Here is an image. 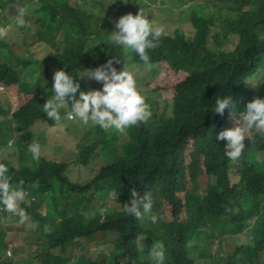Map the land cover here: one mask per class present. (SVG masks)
<instances>
[{"label": "trees", "instance_id": "1", "mask_svg": "<svg viewBox=\"0 0 264 264\" xmlns=\"http://www.w3.org/2000/svg\"><path fill=\"white\" fill-rule=\"evenodd\" d=\"M38 1L39 6L34 3L26 8L37 27L34 34V25L23 27L8 20L27 0H0V26L11 21L27 36L32 34V40L50 47L49 63L41 71L46 92L51 94L55 70L64 68L75 76L113 56L121 60L114 63L117 71L124 65L131 72L153 74L154 81L149 82L151 91L138 89L151 112L146 121L121 135L98 125L85 128L80 141L74 140L75 161L53 162L41 152L37 165H24L23 161L32 159L26 146L36 142V122L58 127L42 110L45 99L38 95L40 81L29 88L20 79L17 66L31 61L24 58L19 45L0 39V88L15 105L11 119L0 121V149L14 140L21 152L17 168H10L13 181L26 193L27 203L20 204L29 216L24 227L39 219L42 231L39 251L20 264L35 260L39 264H153L149 250L157 241L164 245V264H264V132L250 130L251 140L246 136L245 149L235 160L225 156V141L215 138L217 132L242 123L248 101L264 98V0H203V7L214 15L190 12L195 28L190 38L161 32L158 45L146 50L153 65L148 72L136 53L109 44L107 37L114 29L112 5L96 0L95 6L102 10L96 13L87 8V0ZM230 35H236L238 42L226 51L222 46ZM86 83L80 79L81 89ZM219 94L232 96L231 112L220 115L209 109ZM149 95L162 99L166 114L162 104ZM59 111L63 130H71L65 121L73 119L65 117L64 107ZM118 136H124L125 142L119 144ZM110 142L117 145L113 153L105 151L108 164L99 165L86 185L65 173L71 166L90 169L96 150H105ZM133 188L151 193L150 214L157 215L156 223L147 216L136 219L124 212ZM43 203L49 206L47 215L40 218L37 208ZM4 220L13 226L18 217L6 210L0 213V264L10 249L4 237L11 226L3 224ZM111 232L117 235L110 248ZM139 236L147 249H141ZM224 238L234 241V252H227L229 257L222 248L211 253L214 241ZM191 240L195 242L190 244ZM69 246L84 249L80 255L72 251L71 255ZM90 251L99 257L86 256Z\"/></svg>", "mask_w": 264, "mask_h": 264}, {"label": "clouds", "instance_id": "2", "mask_svg": "<svg viewBox=\"0 0 264 264\" xmlns=\"http://www.w3.org/2000/svg\"><path fill=\"white\" fill-rule=\"evenodd\" d=\"M127 2L128 0H121V3ZM18 9L17 23L27 27L24 10ZM146 15L147 13L141 9L134 15L132 13L121 15L115 20L114 29L109 31L110 34L107 37L110 45L136 53L143 62L144 72L150 71L153 67L146 50L158 45L162 32L161 27L147 19ZM7 31V26H0V39L6 37ZM120 62V59L117 60L113 56L94 68H85L77 72L75 76L70 74V71L66 72L64 68L55 70L52 76L51 96H48L42 104L44 114L54 121V127L63 130L59 110L65 105L69 106V103V119H76L83 125H98L103 130L123 133L126 128L146 121L151 116V112L145 103L144 95L137 88V81L144 73L134 75L124 65L121 70L117 71L114 63ZM81 78L94 80L100 83L101 87L82 91L80 90ZM44 83L45 81L42 80L40 86L43 87ZM232 108V96L219 94L209 109L213 113L223 115L225 110L231 112ZM240 119L241 124L219 131L215 136L217 141L221 139L225 141L224 154L232 160L239 158L245 149V139L250 130L264 132V98L255 97L248 101ZM247 138L251 140L250 136ZM26 150L31 158L36 160L40 156L41 145L33 141L27 144ZM25 196L24 189L13 181L9 167L0 163V206L17 216L18 223L21 224L29 219L25 209L20 207L21 202L27 203ZM151 208V193L140 192L133 188L130 191L128 202L124 205V212L136 219L141 218L142 215L147 216L148 220L156 223L158 217L150 214ZM32 227H35V224ZM149 256L153 264H164L163 243L157 241L152 244Z\"/></svg>", "mask_w": 264, "mask_h": 264}, {"label": "rangeland", "instance_id": "3", "mask_svg": "<svg viewBox=\"0 0 264 264\" xmlns=\"http://www.w3.org/2000/svg\"><path fill=\"white\" fill-rule=\"evenodd\" d=\"M60 1V0H59ZM72 1V0H70ZM88 3L86 4L87 8H90L94 10L96 13L102 12V10H98V8L95 6L96 0H87ZM103 1V0H102ZM106 4L112 5L111 11L113 12L111 21L115 22L116 19H118L121 15L132 13L133 15L136 14V12L141 9L142 11L146 12V18L149 20H152V22L161 27L162 32H165V34L171 35L174 33H178L183 35L186 38H190L195 33V28L193 25H191V22L189 20L190 12L195 11L198 15L201 11L205 13V15H214L213 12L207 8H204L201 4L203 0H196V3L194 1L190 0H128L127 3H121V0H104ZM36 3L38 6L40 5V2L38 0H27L26 6L23 4L22 6H19L18 8H22L24 10V19L26 20L27 24L34 25L33 17L29 12H26V8ZM14 10L13 16H8V20H11L13 22H17V14L19 13V9ZM26 10V11H25ZM105 13H100L105 15ZM39 15V13L37 14ZM36 15V16H37ZM218 15V14H217ZM216 15V16H217ZM233 15H229L227 18L233 17ZM215 20V19H213ZM11 21H8L7 25V35L6 37L2 38V40L6 44L16 43L19 45L23 50V56L26 59H29L31 63L27 66H17V63L14 62V65L17 66L18 71H20V79L22 81H26L29 84V88H32L35 86L36 80H39L40 83L42 81L43 75H41V71L45 70L46 65H48L50 56L49 51L50 47L47 44H44L43 42H36L35 40H32L30 36L34 34L37 30V27L35 26V29H32V34L29 33L27 36L25 33H23L20 28L17 26L18 29L15 28V24ZM216 22H220V20H216ZM1 25H4L2 23ZM217 29V28H216ZM238 42L236 35H230L223 43V48L226 51L233 50ZM6 49V47H4ZM125 51V50H124ZM126 53L128 51H125ZM14 59H18V55H14ZM163 69H160L162 71ZM138 71H134L133 74H137ZM153 74L150 73H144L137 81V88L144 90V91H151L149 87V82L154 81L152 79ZM163 78L167 79L166 75L162 76ZM146 83L148 84L147 87H145ZM47 86L46 83H44L43 87H38V95H41L45 100L50 97L51 94L45 91V87ZM101 87V84L94 81V80H87L86 85L84 86L82 91H88L90 89H99ZM166 94H168L166 92ZM78 95V94H77ZM22 96L25 99H30L31 97L28 95L22 94ZM150 98L153 100H156L162 104L161 108H164L165 114L167 113V107L165 104L162 103V99L155 95H149ZM70 106V103H69ZM68 105L63 106L65 108V117L68 118V114L70 112V107ZM0 108L3 110V115L0 116V121L11 119L12 112L15 110L14 102H11L10 96L6 94L1 88L0 90ZM69 119V118H68ZM65 124L68 128L71 130H61L60 128L51 129L48 128L45 122L38 121L33 126V129L35 130V140L36 142L40 143L41 141H44V144L41 146V152L46 154L47 159L50 161L55 162H63V161H75L77 158V153L73 149V145L75 144V141H80L82 135L85 133V128H89L91 130L96 125H83L78 120H66ZM88 130V131H89ZM110 134H114V130H109ZM122 133H120L121 135ZM42 136V138H39ZM106 139V138H105ZM109 140V139H108ZM126 138L124 136H118V143L122 144L125 142ZM117 145L116 142H110L109 145H106L105 150L98 149L95 152V155L92 159V165L91 168L83 167V166H71L68 169H66V172L70 179L72 181H76L81 186L86 185L90 180L94 177V173H97L99 170V165H106L108 164V154L114 152V147ZM108 154H106V152ZM21 152L17 150V146L14 144V140H11L8 142L7 147L0 149V163H3L9 167V173L13 177L14 173L13 170L10 168V165L14 168H17L18 163L21 159ZM28 162L30 165L34 164L37 165V159H27L23 161L22 163ZM234 180H237L236 178H232ZM90 195V191L88 192ZM97 194H100L98 191ZM33 198V196L28 194V199ZM31 200V199H30ZM47 203H43L37 208V215L40 218H44L47 215ZM4 209L2 206H0V213L3 214ZM39 219H34L28 227H24L25 224L21 223H15L12 225L10 221L4 220L3 224L6 226H11L6 228V234H5V241L10 244V249L6 251V254H3V263L4 264H20L21 262L31 259L34 257L36 252H38L39 249L37 243L40 239V234L42 231L40 230V227L38 226ZM1 223V222H0ZM35 224V227H32V225ZM27 228V229H26ZM117 233L111 232L108 233V238L111 240L110 248L112 246L113 239L116 238ZM140 240V246L141 249H147L148 245L145 243L144 238L142 236L138 237ZM195 240H191V243H194ZM208 246V245H207ZM234 241L232 240L230 243L229 239H221V240H215L213 245L210 246V252L214 253L219 248H222L225 257H229L230 254L227 252L233 253L235 248ZM83 246H69L67 252L71 253L74 252L75 255H80L82 253ZM72 251V252H71ZM86 256L90 258H97L99 255L96 252L90 251ZM33 264H39L38 261H34Z\"/></svg>", "mask_w": 264, "mask_h": 264}]
</instances>
